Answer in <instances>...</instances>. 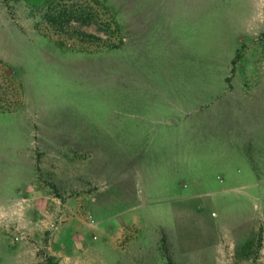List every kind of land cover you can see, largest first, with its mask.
Listing matches in <instances>:
<instances>
[{
    "label": "rangeland",
    "instance_id": "rangeland-1",
    "mask_svg": "<svg viewBox=\"0 0 264 264\" xmlns=\"http://www.w3.org/2000/svg\"><path fill=\"white\" fill-rule=\"evenodd\" d=\"M50 1L0 0V264H264V179L163 129L182 78L264 77V0H72L68 35Z\"/></svg>",
    "mask_w": 264,
    "mask_h": 264
},
{
    "label": "crops",
    "instance_id": "crops-1",
    "mask_svg": "<svg viewBox=\"0 0 264 264\" xmlns=\"http://www.w3.org/2000/svg\"><path fill=\"white\" fill-rule=\"evenodd\" d=\"M182 1L184 2V0ZM186 2L188 4V0H185ZM225 14L235 20L232 12ZM191 17H193L191 13L186 12L181 18L185 23L182 28L187 32L191 31L193 23H203L204 20L203 15L199 16V14ZM176 18H179L177 14ZM187 32L186 37H189L190 34ZM183 80L182 78L180 84L183 86L181 88L172 87L173 100L168 102L170 109L173 110V125L163 126V129H166L165 132L171 134L169 143L171 144V161L167 164H173V132L181 129L186 133L185 141L190 139L185 147L189 158L199 155L201 149L198 145H201L202 148L205 147L203 150L215 146L217 149L231 150L228 154L220 155L218 153L216 164L223 166L224 171L231 173L230 166L235 164L251 165L253 169L249 176H242L239 170L237 174L240 176L232 177V180L240 182L238 185L243 191L250 193L252 187L249 188L246 181L252 183L264 179V173L258 171L256 167L259 164L264 165V77L242 78L235 76L230 78L231 82L228 83L227 77L214 78L206 72L200 77L188 79V82L184 83ZM185 84L187 87L184 88ZM228 84H231L232 87H229ZM172 85L173 83H171ZM151 129L155 130L153 133L160 132L156 127ZM168 170L169 177H165L171 182L173 180L172 168H168ZM239 177L243 179L238 180ZM249 193H247L248 196L251 195ZM13 205L15 208H10V211L14 212L15 218H17L20 207L16 203ZM3 210L5 209L1 208L0 217H4L6 214ZM25 213V219H27L28 212L25 211ZM30 213V220H32L31 210ZM27 226L23 228L25 229L23 233L26 235L29 230ZM15 232H17V228Z\"/></svg>",
    "mask_w": 264,
    "mask_h": 264
},
{
    "label": "trees",
    "instance_id": "trees-1",
    "mask_svg": "<svg viewBox=\"0 0 264 264\" xmlns=\"http://www.w3.org/2000/svg\"><path fill=\"white\" fill-rule=\"evenodd\" d=\"M45 23L49 26L50 29L59 32L60 34L68 35V30L73 29L71 23H82L84 25H90L94 22L93 15L83 7V5L72 0H52L48 3L45 9V14L43 16ZM116 34L120 33V28L118 25L114 27ZM76 33H79L76 31ZM81 35L95 41H101V38L93 34H84L81 32ZM67 37V36H65ZM119 44H107L105 49L114 50L118 49ZM169 264H173L172 261Z\"/></svg>",
    "mask_w": 264,
    "mask_h": 264
}]
</instances>
